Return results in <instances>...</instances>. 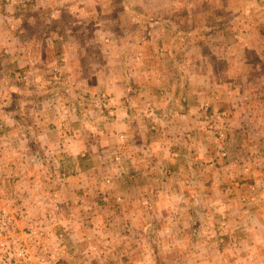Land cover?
Instances as JSON below:
<instances>
[{
  "label": "crops",
  "instance_id": "obj_1",
  "mask_svg": "<svg viewBox=\"0 0 264 264\" xmlns=\"http://www.w3.org/2000/svg\"><path fill=\"white\" fill-rule=\"evenodd\" d=\"M257 2L0 0V212L30 217L18 205L28 194L34 206L78 225L93 207L115 220L110 240L120 228L130 235L107 264H147L148 232H132V220L147 217L145 203L161 211L177 198L188 217L195 208L188 202L205 203L210 218L219 203L223 217L239 220L241 247L264 249V207H257L264 192L256 190L264 180L259 186L262 179L240 175L244 161H257L256 170L264 160V7ZM92 96L94 106L109 108L98 129L83 107ZM215 107L231 122L219 166L208 163L218 152L203 127ZM149 108L159 110L151 112L158 123H170L165 134L151 128ZM246 122L256 136L248 145ZM173 212L166 217L177 218ZM93 257L89 264H103ZM67 261L60 263L83 264Z\"/></svg>",
  "mask_w": 264,
  "mask_h": 264
},
{
  "label": "rangeland",
  "instance_id": "obj_2",
  "mask_svg": "<svg viewBox=\"0 0 264 264\" xmlns=\"http://www.w3.org/2000/svg\"><path fill=\"white\" fill-rule=\"evenodd\" d=\"M249 1L250 0H241V2ZM256 1H258L256 3L258 6L264 7V0ZM261 12L263 15L264 10ZM261 12H257L258 14L255 15L257 21L262 18ZM22 16L27 18L26 15ZM87 100H89V104H87ZM94 103L95 101L92 96L90 99L83 100V107H85L86 110H89L91 116L93 115V118L90 121L93 125H97L96 128L98 129V127H101V120H97L103 115L104 110L107 111L105 114L108 115L109 108L107 109V106L99 104L94 106ZM96 108L99 109L98 116L94 114ZM217 110L218 109L215 107L214 111H211V114L213 113L214 115L209 116V120H205L203 124V127H205L208 134H211L213 137L215 141L213 147L219 154L218 156V154L215 153L216 155L213 156V159L208 160V163L211 166H219L220 162L216 160L219 157L225 159L228 156V149L225 142L227 139V132L230 130L231 122L225 118L224 120L219 118L217 115L219 114V111ZM158 111V109L149 108L147 110V117L149 118L151 128L156 131L157 126H159L160 130L158 133L163 135V132L165 134L166 129L169 128L170 123H158L156 121L157 118L152 117L151 115V112L158 113ZM252 130V123L248 124L246 122L244 125L240 126L241 135L246 139L244 140V143L247 145L256 137L252 136ZM220 133L225 135L222 136ZM187 137L190 138V136ZM258 141H261L260 148L261 151H263L264 136H261V139ZM254 158L257 159V157ZM261 159H263V157H261ZM148 162L149 161H146V163ZM260 162L262 164L260 163L259 168L256 170H253L252 165L257 163V161L243 162L245 165L243 166V174H240L243 178L241 182L244 180V177L253 174L254 178L262 179L258 184L259 186H262L261 181L264 180V160ZM99 167L102 168V170H106L109 165L107 161H102ZM237 178L238 177L235 179ZM229 188L233 189L232 186ZM256 190L259 193L264 192V183L262 187L259 189L257 188ZM245 193L249 194L248 192ZM229 194L232 196L234 195V192L230 190ZM29 196L30 195L28 194L23 195L22 200L24 205H18L25 210H27L28 207L30 209V214L28 213L30 217H27L26 214L25 216L23 215V217L21 215L18 219V230H11L8 234H0V264H61V260L63 262L66 260L72 262L79 260L83 264H89L90 260L94 258L93 256L98 257L99 261L103 262V264H107L106 260L110 261L114 255H117L116 251L112 252L116 250V244H118L119 241H123V237L127 239L130 238L129 233L120 228L121 232L118 234V238L114 239V241H112V239L110 240L109 232L113 230V227H111L110 224L115 220L113 217H109V215H106V217H97L95 212H90L93 207H88L87 210H85L83 219L78 220V225H76L75 221H64V219L58 218L54 213L47 214L46 205L43 203L40 204L37 202V208L33 205L34 203L31 202ZM216 199L219 200L218 197ZM166 203L168 205L163 204L162 207L165 206V209H169L172 212L175 211L173 213H176L177 218L176 216L171 219L166 217L167 214H171L172 212L166 210L167 213L165 214V209L158 211V202L153 203L149 200L144 205L145 211H147V217H140V219L132 220V223L135 225V227L134 225L132 226V232L135 229L138 230L140 227L146 229V232H148V234L145 233L146 238L149 240V243L145 242L147 246L149 245L148 250L145 252L150 254L146 260L148 261L147 264H264V249L260 250L258 247L255 248L254 246H250L249 249H246L245 246L244 249L241 247L239 242L243 240L241 239V236H239L241 233V229L238 226L239 220H237L236 217L230 219L223 217V206L221 207L219 203H213L216 207L214 212L218 216L211 218L207 213L208 204H193L188 202L190 207L192 205L195 206V208L191 209L193 215L188 217V212H182L181 214L183 215V218H180L179 216L182 215L178 212L182 211V206L180 207L179 199L177 200V198H174L171 202ZM57 205V203H54V206ZM262 206L264 207V204H260L257 207L261 210ZM114 207H117L115 203L112 208ZM37 211H40V213ZM21 213L24 214L23 212ZM245 222V227H247L250 224V221L245 219ZM242 225H244V223H242ZM172 226H174V230L176 227L179 228V230L181 229L182 233L172 234V232H170ZM27 227L35 229V231L29 235L26 233ZM114 227H116V231H119L117 226ZM245 230L248 231L244 228L243 231ZM132 239L135 240L134 238ZM249 239H251V236H249ZM159 241H172L177 242L178 244H175L176 248H168L164 245L159 246ZM111 242H113L112 247ZM262 242H264V240H262V236H260L259 243L261 244ZM2 243L8 244V250L1 248ZM76 243H80L83 248L79 246L76 247ZM14 247L22 249L14 250ZM150 248H152V250ZM160 248H162V251H160ZM156 257L159 260H162L153 263L154 260H156ZM152 259V262L149 261Z\"/></svg>",
  "mask_w": 264,
  "mask_h": 264
},
{
  "label": "built area",
  "instance_id": "obj_3",
  "mask_svg": "<svg viewBox=\"0 0 264 264\" xmlns=\"http://www.w3.org/2000/svg\"><path fill=\"white\" fill-rule=\"evenodd\" d=\"M219 114L218 117L222 118L224 120V114L218 112ZM216 115V116H217ZM222 136H224L225 134L220 133ZM22 215L21 211L19 212H14L12 214L7 213L6 210H1L0 212V234H8L11 230H18L19 226H18V219L20 218V216ZM35 231V229H32L30 227L26 228V233L27 234H32ZM14 241V240H11ZM1 248L4 250H8V244H1ZM22 248L19 247H14V250H19ZM25 249V248H23Z\"/></svg>",
  "mask_w": 264,
  "mask_h": 264
}]
</instances>
